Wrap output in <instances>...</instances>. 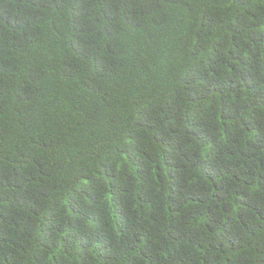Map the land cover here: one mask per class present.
I'll list each match as a JSON object with an SVG mask.
<instances>
[{"label": "trees", "instance_id": "1", "mask_svg": "<svg viewBox=\"0 0 264 264\" xmlns=\"http://www.w3.org/2000/svg\"><path fill=\"white\" fill-rule=\"evenodd\" d=\"M0 264H264V0H0Z\"/></svg>", "mask_w": 264, "mask_h": 264}]
</instances>
